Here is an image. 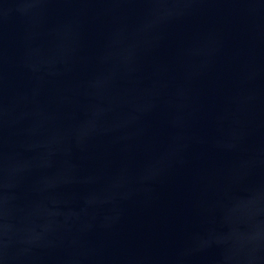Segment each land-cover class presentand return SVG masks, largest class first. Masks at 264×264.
Wrapping results in <instances>:
<instances>
[{"label":"water","instance_id":"obj_1","mask_svg":"<svg viewBox=\"0 0 264 264\" xmlns=\"http://www.w3.org/2000/svg\"><path fill=\"white\" fill-rule=\"evenodd\" d=\"M0 264H264V0H177L1 85Z\"/></svg>","mask_w":264,"mask_h":264}]
</instances>
